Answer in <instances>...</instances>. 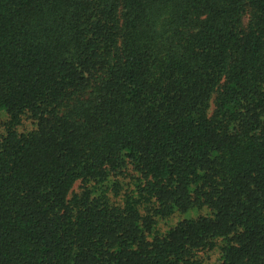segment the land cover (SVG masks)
I'll return each instance as SVG.
<instances>
[{
  "label": "trees",
  "instance_id": "obj_1",
  "mask_svg": "<svg viewBox=\"0 0 264 264\" xmlns=\"http://www.w3.org/2000/svg\"><path fill=\"white\" fill-rule=\"evenodd\" d=\"M214 251L264 264V0H0V264Z\"/></svg>",
  "mask_w": 264,
  "mask_h": 264
},
{
  "label": "rangeland",
  "instance_id": "obj_2",
  "mask_svg": "<svg viewBox=\"0 0 264 264\" xmlns=\"http://www.w3.org/2000/svg\"><path fill=\"white\" fill-rule=\"evenodd\" d=\"M209 257L210 258L207 260V264H214L217 261L218 257H219L218 251L211 252L210 255H209Z\"/></svg>",
  "mask_w": 264,
  "mask_h": 264
}]
</instances>
